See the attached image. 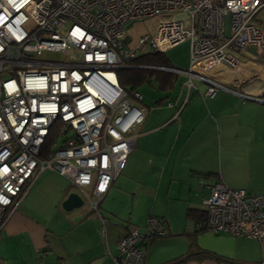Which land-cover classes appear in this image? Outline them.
I'll return each mask as SVG.
<instances>
[{
	"label": "built area",
	"instance_id": "2783aa9c",
	"mask_svg": "<svg viewBox=\"0 0 264 264\" xmlns=\"http://www.w3.org/2000/svg\"><path fill=\"white\" fill-rule=\"evenodd\" d=\"M155 16L154 32L133 43L127 26ZM185 41L188 68L133 63ZM245 63L264 69V0H0V234L44 171L67 178L99 213L146 116L143 94L124 89L118 69L165 70L188 87L208 83L205 97L226 90L264 103V95L210 73ZM204 208L207 230L264 240V192L218 181ZM167 234L165 222L150 216L145 232L133 227L121 238L115 262L145 264L143 243Z\"/></svg>",
	"mask_w": 264,
	"mask_h": 264
},
{
	"label": "crops",
	"instance_id": "0c3cea01",
	"mask_svg": "<svg viewBox=\"0 0 264 264\" xmlns=\"http://www.w3.org/2000/svg\"><path fill=\"white\" fill-rule=\"evenodd\" d=\"M190 56L177 66L167 55L170 65L180 68L189 67ZM210 73L264 95V69L258 64L234 71L217 66ZM185 81L179 75L167 89L154 77L143 84L160 94L148 102L143 95L146 116L136 145L101 199L100 214L89 205L65 210L69 194L81 190L56 172L38 175L1 231L0 264H117L121 238L133 227L145 232L150 216L162 219L168 234L143 243L145 264L181 259L180 264H260L264 240L196 231L190 212L205 210L204 200L218 181L264 192V103L226 90L205 97L208 83L194 79L188 87ZM197 250L210 256L185 259Z\"/></svg>",
	"mask_w": 264,
	"mask_h": 264
},
{
	"label": "trees",
	"instance_id": "16d2710c",
	"mask_svg": "<svg viewBox=\"0 0 264 264\" xmlns=\"http://www.w3.org/2000/svg\"><path fill=\"white\" fill-rule=\"evenodd\" d=\"M133 63L135 65H155V66H162V67L173 66V65H170L169 59L165 53L164 54L163 53H160V54L149 53V54L141 55V56H138L136 59H134ZM117 74H118V80H119L120 85L129 92L135 91V90L139 91V88L145 82L151 81L153 77L155 78V80H157L161 88L167 89V88L172 87L179 77V75L169 72V71L146 69V68H140V67L120 68L118 69ZM142 105H144L143 100H142ZM55 137L56 135L54 133L48 137V140L43 147V154L46 155L50 153L51 143L55 140ZM190 216L193 217L196 221V231H202L206 229L205 223L207 220V213L205 210L194 209L190 212ZM199 223H202V225L204 226L199 227L198 226ZM208 255L210 256V253L203 251V250L191 251L185 256V259H188L192 256L203 258V257H207ZM182 260L183 259L172 261L169 264H180L179 262H181ZM236 264H239V263H236Z\"/></svg>",
	"mask_w": 264,
	"mask_h": 264
},
{
	"label": "rangeland",
	"instance_id": "374dc122",
	"mask_svg": "<svg viewBox=\"0 0 264 264\" xmlns=\"http://www.w3.org/2000/svg\"><path fill=\"white\" fill-rule=\"evenodd\" d=\"M260 17H262V15H260ZM158 20H159V17L155 16V17H150V18L132 21L130 23V25L127 26L129 28V33L132 37V40H134L136 42L140 35L154 32V30L156 29ZM229 23H230L229 19H227L228 31H229V25H230ZM251 51H253L255 53L254 47H252ZM166 53L175 65L180 66L179 62L187 60V57L190 54V42L189 41L182 42V43L178 44L177 46L170 48ZM252 55H251L250 59L253 58ZM47 56L56 57V55H54V54L53 55L47 54ZM139 91L142 92L143 95L145 96L144 99L146 102H148L152 98V96L160 94L158 89L155 86H151L150 84L143 85L139 89ZM61 141H62V138H60L58 140L59 143ZM87 205L88 204L85 203L83 207H85Z\"/></svg>",
	"mask_w": 264,
	"mask_h": 264
},
{
	"label": "water",
	"instance_id": "95a60500",
	"mask_svg": "<svg viewBox=\"0 0 264 264\" xmlns=\"http://www.w3.org/2000/svg\"><path fill=\"white\" fill-rule=\"evenodd\" d=\"M85 204L82 196L77 192H72L69 194L67 199L63 202V208L67 211H71L77 208L83 207Z\"/></svg>",
	"mask_w": 264,
	"mask_h": 264
}]
</instances>
